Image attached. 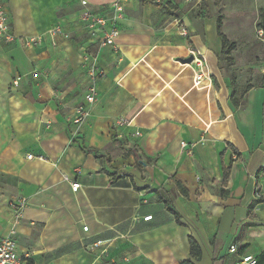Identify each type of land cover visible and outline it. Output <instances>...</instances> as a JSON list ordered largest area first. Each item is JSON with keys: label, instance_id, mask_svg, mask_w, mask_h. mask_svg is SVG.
Instances as JSON below:
<instances>
[{"label": "crops", "instance_id": "obj_1", "mask_svg": "<svg viewBox=\"0 0 264 264\" xmlns=\"http://www.w3.org/2000/svg\"><path fill=\"white\" fill-rule=\"evenodd\" d=\"M0 1L17 37L42 39L33 48L0 39V174L19 178L12 201L29 200L16 226L20 253L35 264H232L233 245L241 255L264 254V202L256 203L264 198V73L233 106L215 18H206L204 38L191 24L181 36L169 23L178 18L161 11L175 0L145 3L139 20L118 26L119 51L102 49L105 77L90 118L69 126L66 97L88 87L82 48L51 32L75 33L82 10L119 0ZM199 59L203 81L196 77ZM119 118L132 125L117 126ZM161 189L181 224L160 201ZM13 224L0 197V240ZM190 236L201 248L199 261Z\"/></svg>", "mask_w": 264, "mask_h": 264}, {"label": "rangeland", "instance_id": "obj_2", "mask_svg": "<svg viewBox=\"0 0 264 264\" xmlns=\"http://www.w3.org/2000/svg\"><path fill=\"white\" fill-rule=\"evenodd\" d=\"M129 2L130 0H124L120 3L118 2L117 6L103 9L104 14L109 19L116 21L117 25L120 27L121 25H124L129 18L139 20L140 14L144 11L145 3L151 2L157 5L155 0H139L140 3L138 7L129 9L127 8L128 6H126ZM165 9L167 12L170 11L172 13L173 18H178V21H175L168 17L169 23L174 24L175 28H182L191 24L196 28L198 34H202L203 38V25L206 18L213 17L216 21L218 19L221 20V31L228 41L235 45V49L229 57L222 52L219 57L220 69L223 78L229 86L230 92L233 93L235 90L234 98L236 100L243 98L249 85L261 81L258 79L259 75L264 73V40L261 41L259 30L261 28L260 24L262 22V13L264 11V0H202L199 5L187 4L185 0H175V5L169 4L161 11L163 12ZM84 11H86V9L82 10V13ZM154 22L155 24H160L158 21ZM60 29L61 31L57 34L63 36V38H65L64 40L75 41L80 44V49L82 48L80 52V63H82V57H87L89 59L94 57L98 59L100 64L102 50L100 49L99 44L101 38L99 34H93L92 30L81 21L80 25L77 27L80 34L77 33L78 31L75 33L72 31H63V27H60ZM90 39L91 41L89 42L88 40ZM86 40L89 45H85ZM192 62L188 64H191ZM81 70L84 72L83 76H85L84 78H86L88 82V77L82 64ZM82 86L83 84L75 91L73 90L70 95L66 97L68 105L65 109L63 108V110L70 112V116L65 117L63 114L64 111L62 112V115L65 117L69 126L73 124L72 117L74 113L72 111L76 106L83 103L87 93V90L86 93L81 90ZM99 97L100 95H98L96 103L99 102ZM92 108L90 109V116ZM45 125L49 126L50 122H46ZM69 137L72 140V144L75 139L78 142L77 144L80 143V139L76 138L71 131L69 132ZM18 179L16 173L0 174V197L5 201L7 206L14 198H16Z\"/></svg>", "mask_w": 264, "mask_h": 264}, {"label": "built area", "instance_id": "obj_3", "mask_svg": "<svg viewBox=\"0 0 264 264\" xmlns=\"http://www.w3.org/2000/svg\"><path fill=\"white\" fill-rule=\"evenodd\" d=\"M124 0H119L115 2L112 6H117L118 2ZM198 0H186L188 3H197ZM111 6V7H112ZM119 10V8H118ZM121 10V8H120ZM80 21L84 23L89 29L92 30L93 34H99L101 36L99 40L100 49L110 48L115 51H119L118 39L121 35V31L116 23V21L109 19L105 14L104 10L92 11L86 10L80 16ZM180 28V35L186 36L187 32L185 29ZM60 27H55L52 32H60ZM98 35V36H99ZM259 37L261 40H264V31L259 30ZM0 39L6 43H15L20 42L26 48L38 47L42 43L41 37L37 38H21L17 37L10 23V16L7 10L4 7V4L0 1ZM194 54V53H193ZM196 57H194V63ZM201 61V59H199ZM84 71L88 77V88L85 95L84 101L76 109L74 116L72 117V123L74 125H82L90 117V109L96 104L98 100L99 90L98 85L101 79L105 77V72L101 65L98 62L97 58L89 59L87 57H82V63ZM198 72L197 79L198 81H203L205 79V74L201 70L202 61L200 63H195ZM117 126H131L132 120L126 118H119L116 121ZM140 135V133H137ZM187 145H182L183 150H186ZM192 149V148H191ZM188 154L191 155L192 151L188 150ZM28 160L38 159L40 161H46L42 156H34L33 154L27 155ZM81 185L77 182L71 183V189L74 192H77L80 189ZM29 205V200L27 197H21L18 200L12 201L10 207L14 213V224L11 230L2 237L0 240V264H35L32 256L29 253H20L18 250L17 244V231L16 226L19 225V222L23 219L24 210ZM153 216L144 217V221L152 220ZM83 231L87 232L88 227L84 226ZM229 253L236 256V260L232 264H258V256L252 255H241L237 246L233 245L229 249Z\"/></svg>", "mask_w": 264, "mask_h": 264}, {"label": "trees", "instance_id": "obj_4", "mask_svg": "<svg viewBox=\"0 0 264 264\" xmlns=\"http://www.w3.org/2000/svg\"><path fill=\"white\" fill-rule=\"evenodd\" d=\"M260 29H262L264 31V11L262 13V22L260 24ZM222 29V23L221 20L218 19L217 20V34L219 39L222 42V46H223V53L226 54L228 57L231 55V53L234 51L235 49V45L233 43H230L228 41V39L226 38V36L222 33L221 31ZM234 94H235V90L233 91L232 95H231V104L235 107H237L239 105V100H236L234 98ZM80 149L82 151H84L85 153H96V151H94L93 149H88L85 146H80ZM96 158L100 159L103 158V156L101 155H97L96 153ZM138 164H140V161H137ZM264 172V168H262L260 170V173ZM180 191L184 196H188V192L186 189H184L181 185H179ZM157 195L160 199V201L162 203L165 204L166 209L171 212L176 219V222L178 224H181V220H180V215L179 213L175 210L174 206H173V202L172 199L170 198V195L164 191V190H158ZM258 202H264V198L259 199L256 203ZM256 204H252L250 206V209L253 210ZM189 242H190V250H191V256L193 257L194 260L199 261L201 258V248L199 246V244L197 243V241L194 239V237L190 236L189 238ZM181 264H195V262L193 260H187L182 262ZM258 264H264V254H261L258 256Z\"/></svg>", "mask_w": 264, "mask_h": 264}, {"label": "water", "instance_id": "obj_5", "mask_svg": "<svg viewBox=\"0 0 264 264\" xmlns=\"http://www.w3.org/2000/svg\"><path fill=\"white\" fill-rule=\"evenodd\" d=\"M193 60H194V57H191V58L188 59L187 62L190 63V62H192Z\"/></svg>", "mask_w": 264, "mask_h": 264}, {"label": "bare ground", "instance_id": "obj_6", "mask_svg": "<svg viewBox=\"0 0 264 264\" xmlns=\"http://www.w3.org/2000/svg\"><path fill=\"white\" fill-rule=\"evenodd\" d=\"M208 77H205V79H207ZM207 81V80H206Z\"/></svg>", "mask_w": 264, "mask_h": 264}]
</instances>
